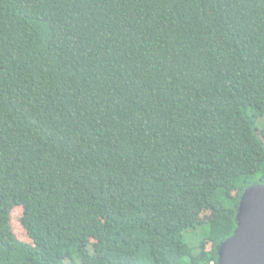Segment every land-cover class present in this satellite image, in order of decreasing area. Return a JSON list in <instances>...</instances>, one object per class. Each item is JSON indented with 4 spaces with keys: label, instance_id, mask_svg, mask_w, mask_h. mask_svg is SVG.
<instances>
[{
    "label": "trees",
    "instance_id": "1",
    "mask_svg": "<svg viewBox=\"0 0 264 264\" xmlns=\"http://www.w3.org/2000/svg\"><path fill=\"white\" fill-rule=\"evenodd\" d=\"M258 118L264 0H0V264H216Z\"/></svg>",
    "mask_w": 264,
    "mask_h": 264
},
{
    "label": "water",
    "instance_id": "2",
    "mask_svg": "<svg viewBox=\"0 0 264 264\" xmlns=\"http://www.w3.org/2000/svg\"><path fill=\"white\" fill-rule=\"evenodd\" d=\"M237 228L218 248V264H264V186L243 194Z\"/></svg>",
    "mask_w": 264,
    "mask_h": 264
},
{
    "label": "rangeland",
    "instance_id": "3",
    "mask_svg": "<svg viewBox=\"0 0 264 264\" xmlns=\"http://www.w3.org/2000/svg\"><path fill=\"white\" fill-rule=\"evenodd\" d=\"M263 124H264V118H258V124L257 125L259 127H262ZM22 216H23V208L22 207H15L12 210L11 228H12V233H13V239L17 240L19 242L25 243V244H32V241L29 238L25 228L21 224ZM211 217H212V214L206 212L202 215L201 221L205 222V221L209 220ZM185 237H186V241L189 243L190 247H192V248L197 247L198 237H197L196 233H192V232L186 233ZM207 249L210 250L211 245H208ZM217 256H218V254H217ZM10 264H20V262L17 259H15V257H11L10 258ZM216 264H218V260H217Z\"/></svg>",
    "mask_w": 264,
    "mask_h": 264
}]
</instances>
